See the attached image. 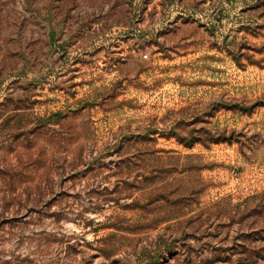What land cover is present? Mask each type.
<instances>
[{"label":"rangeland","instance_id":"rangeland-1","mask_svg":"<svg viewBox=\"0 0 264 264\" xmlns=\"http://www.w3.org/2000/svg\"><path fill=\"white\" fill-rule=\"evenodd\" d=\"M0 264H264V0H0Z\"/></svg>","mask_w":264,"mask_h":264},{"label":"trees","instance_id":"trees-1","mask_svg":"<svg viewBox=\"0 0 264 264\" xmlns=\"http://www.w3.org/2000/svg\"><path fill=\"white\" fill-rule=\"evenodd\" d=\"M253 107H254V106L249 107V108H248V111H251V110L253 109ZM243 109L247 110V108H243ZM224 133H225V132H224ZM224 133H223V132L218 133V134H217L216 141H215L214 143H232V142H233L232 137H228V136H226ZM189 139H191V138H189ZM191 142H192V144H191V143L188 144L187 147H193L194 144H197V143H198V140H197V139H195V140H191ZM123 163H124V162H123ZM128 165H129V164H128ZM117 168H118V171L116 172L117 174L120 173V171H123V170L125 169L124 166L121 168L120 165H118ZM159 173H161V172H159ZM171 173H173V172H171Z\"/></svg>","mask_w":264,"mask_h":264}]
</instances>
